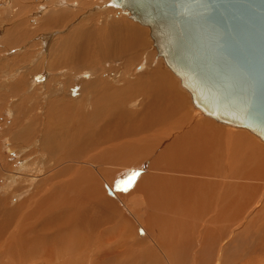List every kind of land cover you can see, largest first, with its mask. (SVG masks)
<instances>
[{
    "label": "bare ground",
    "instance_id": "6f19581e",
    "mask_svg": "<svg viewBox=\"0 0 264 264\" xmlns=\"http://www.w3.org/2000/svg\"><path fill=\"white\" fill-rule=\"evenodd\" d=\"M39 1L42 2V0ZM61 1L64 3L63 0ZM89 1L92 2V0ZM110 1L111 0L106 2L107 6L120 9L125 15L131 18V20L149 28L151 31V36L154 39L153 46L156 52L154 54L153 49H149L145 51V53L150 59L152 54L155 57L157 56V58L149 62L150 70L147 69L148 73L146 75L149 77L146 80L143 79V75L141 76L138 74L135 80L131 79L125 81L123 79H125V76L128 75L127 73L121 75L120 79L118 80L115 79L116 74H112V76H108L106 79H104L102 78L104 77L103 75L102 77L100 76V68L97 69L96 67V69H92L94 66L92 63L94 61L90 63L92 66L89 65L88 62V65L91 67L90 69H92V72H94L92 77L90 74H88L90 69H87V71L84 70V68L88 66L85 64L86 57L83 54L88 51L87 47L89 46H83V50L80 52L81 48H76L79 44L76 39L79 36L77 35L78 37H76V39L72 38L76 33L75 32L73 35H70L72 36V39H70V37L66 38L65 34L63 35L66 38V41L62 43L63 46L61 45L62 47L60 50H65L63 53H61L65 59L64 62L62 59L63 64H61L64 66L63 68L66 67V70L65 73L62 72L61 74L63 77H66V79L63 81V84L59 83V88H55L53 91L45 94L41 90V87H43L42 85L39 86L35 81H31L29 79L31 71L30 74H26V68L24 69L25 71L21 73H19L20 69L17 71L19 75L22 74V77L17 78V82L15 81L16 83L11 84L13 86L10 87L12 90L10 94H13L12 96H18L17 106L19 109H21L18 110V112L21 113V118H23L24 121H30L22 123L21 130L19 129L16 133L14 132V134H12L9 130L11 133L9 138L11 146L18 148L26 143L29 144L30 138L35 134L36 136L38 135L36 133L38 129H36L37 126L35 125L36 122H34L35 119L32 121L31 118L34 115H37L35 111L39 109V107H48L47 112L51 114V116L54 115V117L60 120V122L62 121V123L59 124L58 121L55 122L53 120L54 118H52L54 123L49 130L50 132L47 133L44 139L41 138L43 140L40 143V149H38L39 155L36 154L37 157L34 158L35 160L31 163L23 160L20 169L11 170L13 174L8 175V187H5L2 190L3 196H0V264H29L30 262L38 264L41 262V260H43L45 264H79L84 260L83 257L85 255H88V259L93 261V264H152L159 260V258H157L158 254H156L157 252L155 251L153 245H124L126 249L122 253L123 255H117L116 252L112 253L105 247V244H107L106 242H110V240H108V225L111 224V216H109L107 213L108 210H110V206L113 204L114 199L108 196V193L105 192L106 190H104V182H99L100 189H96L95 186L99 176H105L106 179H115V177L110 172H101L100 168H98V170L95 172L93 169L91 171L89 167H83L81 165L75 166V162L98 163L106 166V168H108L107 166L110 165L123 167L135 164L142 165L151 162L156 170H162L161 164L171 165L175 162H178V160H182L187 164L196 166L201 170L204 169V172L201 174V178L203 180H211L210 176L217 175L220 178L213 182L219 184L230 181L241 182L242 179L235 176L238 170L242 175H245L252 172L259 165H264V158L260 152L262 151L264 154V146L261 145L260 150H258L257 148L260 144H258L259 142L257 143L253 138H248L246 136L245 140L237 139L239 136H236L237 133L234 132L235 135L230 136V139L227 141L221 139V142H215L210 138L205 140L203 139L205 137L204 130L206 128H208L206 130L207 135H210L214 128H218L217 126H211V122L208 119H204V115H207L208 117H211L222 124H230L224 123L218 120L216 117L207 114L195 102L192 89L183 83L182 76L178 75L167 64L164 56L159 54V50L155 42V36L152 34V27L148 24H143L138 20H135L130 9L113 6L110 4ZM22 2L23 0H5L4 3L6 4L5 7L7 8V13L9 14V12L12 11L13 4L18 5ZM28 4L30 5V2ZM23 5L24 4H22V6ZM78 5L79 3L77 6ZM38 6L40 8V5ZM49 7L52 9L55 8L51 7V4ZM81 8L82 7H79V9ZM55 9L52 11L56 14ZM84 9L85 7L83 10ZM49 12L50 13L48 17L46 18L48 20L47 23L45 22L46 24L42 25L44 26V29H52V26L58 22L56 20V22L52 20L55 19L54 17L48 19L51 14H54L51 12V10ZM76 12L73 14H80L79 10L77 13ZM64 13L66 14V11H64ZM65 14L61 15L66 21V16L68 14ZM61 15L59 17H61ZM69 15H71V13ZM111 15L112 13L110 14V17ZM82 21L84 22V20ZM67 22H65V24ZM125 24L121 23V26H119L121 27V31H123L121 34L117 33L119 31L117 28H115L117 26L110 25L112 26V32L114 33L109 32L108 38L104 39H99V36L97 38L95 33L92 31H81L79 32L80 40L86 39V41L89 40L91 42L94 37L98 39L96 42L97 46L91 47L90 51L93 52V54H91L93 59L95 58L94 53L96 52L97 54L104 56V59L107 58V61L104 62L108 63V60H110L107 65H112L113 63L119 61L116 59L127 58L128 62H134V60H139L142 55L141 52L139 53V50L144 47L142 49L143 51L146 46H148L147 35L145 30L140 29L137 26ZM68 25L69 23L64 26ZM80 25L78 28L82 27ZM16 27L18 26L16 25ZM87 27L86 29H88ZM40 29L41 28H39V30ZM109 29L110 28L108 27V30ZM36 30H38V28ZM32 34L33 33H30V35L34 37L35 34H33L34 36ZM121 37L123 41H120L119 43V39ZM18 40L20 42L21 37ZM102 40H107V42L102 45ZM19 42H15V44H18ZM64 45H66L65 49L63 48ZM101 45L103 46V49L101 48ZM105 46H110L109 50H106L107 48H105ZM25 54H27V52ZM122 56L123 58H120ZM58 59L57 61H59ZM102 60L103 59H101V61ZM96 62L99 61L97 60ZM59 63H52L47 69L50 67H56L60 69L62 65ZM24 66L25 65H23V67ZM36 72L38 74V70ZM53 74H55V72ZM141 74H143V72ZM77 75L79 78L87 75V78L91 77V79L86 81L82 80L81 82L76 83V80L78 79ZM34 79H36L37 82H41L39 75ZM49 80L53 81L54 75ZM75 84H80L81 87L79 90L81 92L82 89L83 94L82 95L80 92H78V94L80 93L81 95V98L78 100H76V98L79 95L73 96L75 90V86L73 85ZM47 85L48 82L46 83V86ZM113 85L120 86V88L116 89L113 87ZM179 86L187 91L188 94H190L191 101L192 104H194L195 109L193 106L191 107L193 111L198 110V112H200V114H198V116H200L199 122L206 125V127H203V125L197 122V125L200 124L202 126V128L199 130L200 133L196 134L195 136L193 135V137L190 138L191 134H187L185 126H182L183 128L180 127V129L188 135L187 138L189 139L177 138L175 140V134L178 132L176 130L177 128L175 127L176 124L184 125L187 123L186 115H184L182 112L185 111V108H188L186 107V104L188 105V99L187 97H184L187 93L182 95L183 92L180 90ZM72 87L74 88L72 89ZM46 88L47 87H44V89ZM176 88L179 89V92L176 90ZM61 89H63L62 92ZM202 90L208 95L204 89ZM67 93H70L71 96H67ZM203 98H205V100H212L210 95L203 96ZM3 99L7 100L8 98L3 96ZM133 101H138L137 107L134 105ZM4 104L5 102L2 103L3 106H5ZM68 104H70L71 108L64 107ZM129 105H133V107L136 109H130L128 107ZM40 111L42 112V110ZM29 114H31L32 117L29 116ZM38 114L40 115V113ZM40 116H42V114ZM44 116L45 115H43V117ZM49 119L50 116L48 120ZM238 132L240 133V131ZM185 133L184 135H186ZM170 135L174 136V138L171 139ZM200 135H202V137ZM254 135L257 134L254 133ZM42 136L44 137V133ZM258 137L264 141L260 136ZM32 139L34 140L33 137ZM33 140L32 142L34 143ZM35 145L36 144H34V146ZM200 146H206L209 148L204 149ZM26 147L27 146H25V148ZM215 147H218V149L215 150ZM227 150L230 156L223 162L222 155L225 154ZM253 150H255V152H257L259 155V157H256L254 165L249 167L242 164V159H245ZM62 153L67 159H72L71 164L73 165L68 163L62 168H59L57 163L56 165H54L55 163L52 164L55 158L62 156ZM46 156H48V159L51 160L48 161H50V165H52V172L51 175L41 178V176L45 175V170L50 166L46 163L48 161L42 160L44 157L46 159ZM38 157H40L39 159L41 160H39ZM222 166H230L232 170L221 171L219 168ZM215 167H217V169H214ZM48 170H50V168ZM176 172L182 173L180 176L185 173L183 171ZM146 177L150 179L152 183L156 180V177ZM164 178L165 177H160V180ZM140 180H142V178ZM153 186L154 185H151L149 187ZM142 192H144L147 197V191L142 189ZM17 197H19L17 199V203L13 206V200ZM148 200L152 210H155L157 205L154 206L153 197L148 198ZM158 207L164 211H167L166 214L169 216L174 215L173 212L168 211L165 205L160 204ZM113 209H118L115 201L113 204ZM164 211H162V213ZM155 215H157V213L154 212L146 214L145 216L147 217H145L146 220H144V222L154 226L153 216ZM254 224L256 225V223ZM261 253L264 255V249ZM121 257L125 258L124 263L113 262V260L117 261V258ZM155 264H157V262Z\"/></svg>",
    "mask_w": 264,
    "mask_h": 264
},
{
    "label": "rangeland",
    "instance_id": "374dc122",
    "mask_svg": "<svg viewBox=\"0 0 264 264\" xmlns=\"http://www.w3.org/2000/svg\"><path fill=\"white\" fill-rule=\"evenodd\" d=\"M27 1H29V0H27ZM32 1L34 2L36 0H30V2H32ZM37 1H39V0H37ZM69 1H70V3H69ZM108 1L109 0H94V1L92 0V2H91L89 0H82V1L79 0V2H78V0H68V1L63 0L64 3H62L61 0H52V2L54 4L52 2L50 4H51V6L53 5L55 7L60 6L61 10H65L66 14H68L66 16V18L67 19H73V22L78 24V25H74L70 28H67V31L71 29V31H73V33H75V32L77 33V30L79 32L80 29L78 27L74 29V27L79 26V24H84V22H85L84 25L86 27L87 26H88V28L91 27V29H86V30H93V28L94 29H102V26L106 27L107 25H114V26H117L115 28H117L119 31H121V27H119V26H121V23L125 24L126 20L127 21H126L125 25L137 26L140 29L145 30L146 35H147L148 46H146V48L143 51H142V49L144 47L139 50V53L141 52L143 55V59H142V55H141L140 59L134 60V62L133 61L128 62L127 58L116 59L119 61L113 63L112 65H107L108 63L103 62L104 65L105 64L107 65V67H106V65L104 66L103 63L101 64L103 67L101 68L102 71L100 70L102 72L100 74V76L102 77V75H103L104 77H102V78L106 79L108 76H112V74H116L115 79L118 80V79H120L121 75L127 73L128 75L125 76V79H123V80L127 81V80H131V79L135 80L137 78L136 76L138 74H140L141 76L143 75V79L146 80L149 77V76H146L148 73V70H150L149 62L151 60H155L157 58V56L155 57L152 54V57L150 59L147 56V54L145 53V51H147L149 49H153L154 54L156 52V50L153 46L154 39L151 36V31L149 30V28L147 26L141 25L140 23L138 24V22L131 20V18H129L127 15H125L120 9H115L113 7L107 6L106 2H108ZM4 2H5V0H0V18L2 17V19H0L1 21H4L3 20L5 18L4 16L8 14L7 11L5 10L7 8L5 7L6 4ZM41 3H39L40 8L37 11H35V13L31 12V13L27 14V15H29L27 17H26V15H20L19 20H22V19H25V20L30 19L31 20L30 17H34V16H37L38 14H40L42 9L45 7V6L42 7ZM78 3H79V5L77 6ZM79 7H82V8L79 9ZM84 7H85V9L83 10ZM76 10H77V12L79 10V13H80L79 15L73 14L76 12ZM69 12L71 13V15H69L70 14ZM111 13H112V15H111L112 18L110 17ZM105 15H106V17H105ZM82 20H84V22ZM87 20L90 21L91 23H89ZM26 24H27V27H26L27 29L32 28L33 26L36 25V21H34V20H32L31 22L27 21ZM89 25H91V26H89ZM28 38H29L30 43L27 45L25 44L24 48L19 49V50L18 49L5 50L4 43H3V41L0 40V96H1L0 97V191H1L0 196L1 195L3 196L2 190L5 187H8V185H7L8 181H9L8 175L13 174V172L11 170L20 169L21 163L23 160L27 161L28 163H31L32 161H34L35 160L34 158L37 157L36 154L39 155L38 149H40V146H41L40 143L45 138L47 133L50 132L49 130H50L52 124L54 123V121L55 122L58 121L59 124L62 123V121L60 122V120H58L56 117H54V115L51 116V114H49L47 112L48 107H45V108L39 107V109H37L35 111V113H37V115H34L32 117V115L29 114V116L32 117L31 118L32 121L35 119L34 122H36L35 125L37 126V128L36 127L35 128L38 129L36 131V133L38 135L36 136V134H35L34 136H32L34 138V140L31 137L29 140V142H30L29 144L26 143L23 146H20L23 149L20 147L16 148V147L11 146L10 139H9L10 134L11 133L14 134V132L16 133L19 129L21 130V124L22 123H26V122L30 121V120L24 121V119L21 118V113L18 112V110H21V109H19L17 106V101H18L17 97L18 96L16 97V96H12L13 94H10L12 91L10 89V87L13 86L11 84L16 83L17 82L16 79L22 77V74L19 75L17 72V71H19V69H20L19 73H21L24 70L23 68L21 70V68L19 67L20 66L19 64L21 62L22 63L26 62L25 57L24 58H17V55H18L17 53L20 54V52L25 50L26 46L31 47V44L34 42H35L36 46L33 49H35L36 52L38 50H42V51L45 50L44 54L47 53V51H46L47 49H45V44H43L42 42H40V43L37 42V41H39L37 39L38 37H36V39H33L31 37V35H29V33H28L25 35V38H23V40H26ZM32 40H33V42H32ZM34 40H37V41H34ZM158 56H160V55H158ZM18 60H21V61H18ZM53 61H54V59L51 58L50 62L52 63ZM143 61H145V62H143ZM112 69H113V71H112ZM43 70H45V69H42V71ZM106 70H107V72H106ZM42 71L40 73H38L39 77L41 78V82H37L36 79H34L36 77V75L34 77H32L30 80L35 81L37 83V85H39V86L42 85L43 87H41L42 88L41 90L45 94L46 93L48 94L50 91H53L55 88H59L60 87L59 83L63 84V81L66 79V77L62 76V74L56 75L57 72H55V74H53L54 73L53 72V73H50L51 75H49L48 79L45 80L46 79V73H44ZM103 72H105V73H103ZM142 72H143V74H141ZM63 73H65V72H63ZM14 74H16V75H14ZM53 75H54V80L53 81L49 80ZM77 78L78 79L76 80L77 81L76 83L81 82L82 80L83 81L86 80V79H84L85 77L79 78L78 75H77ZM10 79H12V80H10ZM18 81H21V80H18ZM44 81H46V83L48 82L47 86H46V83H44ZM179 81H180V79H179ZM73 86H75L73 96L79 95L76 98V100H78L81 98L80 93L82 94V89H81V92L79 90L81 86H80V84H75ZM44 87H47V88L44 89ZM113 87L116 89L120 88V86H116V85H113ZM73 88L74 87H72V89ZM179 88L183 92L182 95H185L187 93L184 97H187V99H188V105L186 104V107H188V108H185V111H182V112L184 115H186V118H187L186 122L188 124L187 123L184 125L176 124L175 127L177 128L176 130L178 132L176 133L177 135L175 134V137H176L175 140L177 138L178 139H180V138L189 139V138H187L188 133L191 134L190 135L191 137L190 136L189 137L192 138L193 135L195 136L196 134L200 133L199 130L202 128L201 125H203V127H206V125L199 122L200 116H198V114H200V112H198V110L193 111V109L191 107V106H193V108L195 109L194 104H192L190 94H188V92L185 91L184 89H182L180 86H179ZM176 90L179 92L178 88H176ZM62 91H63V89H61V92ZM78 92H80V93L78 94ZM3 96H5L8 99L7 100L3 99ZM67 96H71V94L67 93ZM69 101H71V100H69ZM4 102H5V104H4L5 106L2 105V103H4ZM133 103L136 107L138 106L137 105L138 101H133ZM64 107L68 108V107H70V104H68ZM83 107H85V106H83ZM128 107L130 109L134 108L133 105H129ZM134 109H136V108H134ZM40 110H42V112ZM189 111H190V113H189ZM38 113H40V115L42 114V116H40ZM43 115H45V116L43 117ZM188 115H189V117H188ZM49 116H50L51 120L50 119L48 120ZM204 116H205L204 119H208L211 122L210 123L211 126H217L219 128V129L214 128V130L212 131V133L210 135L206 134V130L208 129V128H206L204 130V136H205L203 138L204 140L210 138L215 142H221V139H223L224 141H227L230 139L229 138L230 136L235 135V133H237L236 136H239V137H237V139L245 140L246 136H247L248 138H253L257 143L259 142L258 144H260V145H258V148H257L258 150H260L261 145L264 146V141H262L257 135H254V133H252L250 130H248L246 128H237V127H233L230 125L222 124V123L218 122L217 120H215L211 117H208L207 115H204ZM52 118H54L53 119L54 121L52 120ZM39 121H40V123H39ZM197 122L200 123L201 125L200 124L197 125ZM221 125H222V127H221ZM11 126H13V127H11ZM182 126H185V128L187 130V131L186 130L185 131L187 134L180 129V127L183 128ZM9 130L11 131V133ZM236 130L240 131V133ZM190 131H191V133H190ZM244 131L248 132V133H245ZM43 133H44V137L42 136ZM184 133L186 135H184ZM40 134L42 137L40 136ZM240 135H241V137H240ZM35 136H36V140H35ZM200 136L202 137V135H200ZM254 137H256V138H254ZM41 138H43V139H41ZM170 138L173 139L174 136L170 135ZM32 140L34 141V143L32 142ZM34 144H36V145L34 146ZM25 146H27V147L25 148ZM33 147H34V149H33ZM214 149L217 150L218 147H215ZM260 152L264 158L263 152L262 151H260ZM229 156H230V154L227 150V152L222 155V161L224 162ZM46 157H47L46 159L44 157V159H42V160H46V161L50 160V159H48V156H46ZM256 157H259V155L257 154V152H255V150H253L245 159H242V164L251 167L254 165ZM39 158L40 157H38V159ZM39 160H41V159H39ZM50 161L46 162L47 165L51 164ZM55 161H57V162H55ZM58 161H60V162H58ZM62 162H64V163H62ZM71 162H72V159H67L62 153V156L55 158L53 160L52 164L55 163L54 165H56V163H57L58 167L62 168L63 166H65L68 163H70V165H73V164H71ZM178 164H180V162H175L171 165H178ZM74 165L75 166L81 165L83 167H89L91 169V171L93 169V171H95V172L98 170V168H100L101 172H103V171H106L108 173L110 172L115 177V179H106L105 176H99L98 180L96 181V186H95L97 189L100 186L99 182H104V186H105L104 190H106L105 192L108 193V196H110L114 199L113 204L115 201V203L118 206V209H113V204H112L110 206V210H108V213H107L109 216H111V224L108 225V237H109V239L107 238L108 240H110V242H106L107 244H105V247L108 250H110L112 253L116 252L117 255L118 254L123 255L122 253L126 249V247L124 245H153L155 251L157 252L156 254H158L157 258H159L158 261H155V263L157 262V264H264V255L261 253L262 250L264 249V165H259L252 172L247 173L245 175H242L239 172V170L237 171V174L235 176L242 179V181L240 182L242 184V187H241L240 191H237L238 195L234 194V195L230 196V199H233V197H235V199L237 200V203L232 205V210L226 219L224 218V216L222 214V218L224 220L223 223L219 222L215 227H212L210 229H206V227H205V226H207V218L206 217H205L206 219L196 218V220H195L194 218H191L189 216L179 214V212H177V211L174 213V215L169 216L168 214H166L167 211L162 210L158 206L155 207V210H152L148 198L146 197L145 193L142 192V189L146 190L151 185H154L153 187H155V189L158 190L159 192L161 190V186H162V189H163V187H173V183H168V184L163 185L160 181H158L159 177L177 178L178 175H180L182 173H178V172L172 171V170H156L154 165L151 162H148V163H145L142 165H136L135 164L136 166L135 165H129V166H123V167L110 165V166H107L108 168H106V166L98 164V163L75 162ZM171 165L161 164L162 167H168ZM50 166H49L50 170H48L49 168H47L45 170L46 171L45 175L41 176V178H45V176L51 175L52 165H50ZM214 169H217V167H215ZM219 169L221 171H231L232 170V168L230 166L229 167L222 166ZM8 170H10V171H8ZM188 173L189 172H186L184 174L188 175ZM133 174H135V175H133ZM146 176L156 177V180L152 183L151 180L148 179ZM141 178H142V180H140ZM210 178H211V181H215L216 179H218L220 177H218L217 175H212V176H210ZM232 182H234V181H232ZM185 184L188 185V183H185ZM212 186H214V188ZM219 186H221V193L220 194L223 195L222 192H223L225 183L222 186V185H218L215 182H211L209 184V187H207V186L206 187H207L208 192L210 194V192L213 193V190H215ZM239 195L244 197L245 202H244V200L239 202V200L237 198V196H239ZM182 196H183V194H182ZM18 198L19 197H17L16 199L13 200V206L17 203ZM103 199H104V197H103ZM227 199H229V195H227L222 201H226ZM158 200H159V197H158ZM220 205H217V206H220ZM140 210H142V211H140ZM162 211H164L163 212L164 214L162 213ZM151 212L157 213L158 216H160V218H158L156 220V223H155V221H153L154 227L152 225L144 222V220H146L145 217H147L145 215L148 213H151ZM180 217H182L181 219L183 221L187 222V225L185 228H181L182 224L179 222ZM171 218L175 219V220H172ZM177 218H178V222L176 221ZM237 220H238V222H237ZM194 221H196V223H197V224H195V227L190 226V225H193ZM233 222H237V223H233ZM226 223H230L229 227H231V229H232L231 232H229L228 229H226V227L224 226V224H226ZM232 223H233V225H232ZM254 223H256V225ZM208 225H210L209 222H208ZM208 230H210V231H208ZM211 230H214V231H211ZM226 231L228 232L227 235L221 237L220 235H223V233H225ZM212 238H216L215 241H212ZM83 258H84V260L81 261L79 264H93V261L88 259V255H85ZM113 262L124 263L125 258L124 257L117 258V261L113 260ZM155 263H152V264H155ZM29 264H37V263L30 262ZM38 264H45V263L43 260H41V262Z\"/></svg>",
    "mask_w": 264,
    "mask_h": 264
},
{
    "label": "water",
    "instance_id": "95a60500",
    "mask_svg": "<svg viewBox=\"0 0 264 264\" xmlns=\"http://www.w3.org/2000/svg\"><path fill=\"white\" fill-rule=\"evenodd\" d=\"M110 4L130 9L135 20L152 27L159 54L207 114L264 140V0Z\"/></svg>",
    "mask_w": 264,
    "mask_h": 264
},
{
    "label": "crops",
    "instance_id": "0c3cea01",
    "mask_svg": "<svg viewBox=\"0 0 264 264\" xmlns=\"http://www.w3.org/2000/svg\"><path fill=\"white\" fill-rule=\"evenodd\" d=\"M30 1H25V0H23V2L21 3V4H13V9H12V13L11 12H9V14H7V15H5L4 17V21H1L0 20V40H2L3 41V43L5 44L4 45V48H5V50H13V49H23L24 48V45L26 44H29L30 43V41H29V38L28 39H26V40H23V38H25L24 36H25V34H27V33H29V35H30V33H33V34H35V36L34 37H32L33 39H36V37H38L37 39L39 40V41H37V40H34V41H37L38 43H40V42H42L43 44H45V49H47L46 51H47V53L46 54H44V51H42V50H38L37 52L35 51V49H33V48H35V42L34 43H32L31 44V47H27L26 46V48H25V50H23L22 52H20V54L19 53H17L18 55L17 56H19L20 58H22V56H23V58L24 57H26V62H24V63H20L19 65V67L20 68H22L23 67V65H25L24 67H23V69H25L26 68V71L25 70H23V71H25L26 72V74H30V71H31V75H30V78L29 79H31L32 77H34L35 75L36 76H38V74H37V70H38V73H40L41 71H42V69H45V70H43L42 72H44V73H46V79L45 80H47L48 79V77H49V75H51L50 73H53V72H57V74L56 75H58V74H61L62 72H65V68H63L64 66L62 65L63 64V62H64V57L62 56V54L61 53H63L65 50H60V48L63 46V44L62 43H64L65 41H66V38H69L70 37V39H72V38H74V39H76V37H78L76 40H77V42L79 43H77L78 44V46L76 47L77 49L78 48H81L80 49V52L83 50V46H89V47H87V52L89 53H85V54H83L86 58H85V64L88 66V67H85L84 68V70H86L87 71V69L89 70L91 67L89 66V65H91L92 66V64L94 65L93 67H92V69L94 68V69H96V67H97V69H101L103 66H101V64L104 62V61H107V58L106 59H104L103 57L104 56H102V55H99V54H97L96 52L94 53V59H93V56H92V54H93V52L92 51H90L91 50V47L92 46H97L96 45V42L98 41V39H96L95 37H94V39L90 42L89 40L88 41H86V39L85 40H80V33L79 32H81V31H86V32H89V31H92L93 33H95V36H97V38H98V36H99V39H104V38H108V35H109V32L110 33H114V32H112V26H110V25H107L106 27H104V26H102V29L100 30V29H93V30H86V26L84 25V24H79L80 26H82V27H79L80 28V31L79 32H77V33H73L71 30H68L67 31V28H70V27H72L73 26V19H66V21L64 20L65 18H63L62 17V15H64L65 13H64V11L65 10H61V7L60 6H57V7H55V6H51V7H55V8H57V9H55V11H56V14L52 11V10H54V9H52V8H50L49 6H50V2H52V0H50V1H45V0H42V4H41V6H45L43 9H42V11H41V13L39 14V15H37V16H34V17H30L31 18V20L30 19H22V20H19V16L20 15H26V17L27 16H29V15H27V14H29V13H31V12H33V13H35V11H37L38 9H39V3L41 2V1H34V2H30V5L28 4ZM44 2H47V3H44ZM22 4H24L23 6H22ZM29 7H28V6ZM20 6V7H19ZM48 6V7H47ZM19 7V8H18ZM35 9V10H34ZM51 10V12L52 13H54V14H51L50 16H49V18L48 19H50V18H52V17H54L55 19H52L53 21H58L57 23L59 24V26L58 27H60V28H58L57 27V23H55L53 26H52V29H44V26H42L43 24L45 25L46 23H47V17H48V15H49V11ZM6 10V9H5ZM49 10V11H48ZM58 10V11H57ZM60 11H62V12H60ZM23 13V14H22ZM59 13V14H58ZM62 14V15H61ZM9 15V16H8ZM61 15V17H59ZM61 18H63V19H60ZM0 19H2V17L0 18ZM32 20H35L36 21V25L35 26H33L34 27V29H33V27L32 28H26L27 27V21H29V22H31ZM46 20V21H45ZM59 20H60V22H59ZM67 20H68V22H67ZM10 21V22H9ZM55 21V22H56ZM67 22V23H69V25L68 26H64V25H67V23L65 24V22ZM46 22V23H45ZM62 22V23H61ZM88 22H90V21H88ZM72 23V24H71ZM91 23V22H90ZM15 24V25H14ZM62 24V25H61ZM76 23H74V25H75ZM8 25V26H7ZM11 25H13V26H11ZM16 25L18 26V27H16ZM76 25H78V24H76ZM11 26V27H10ZM42 26V27H41ZM55 26V27H54ZM64 26V27H63ZM9 27V28H8ZM76 27H78V26H75L74 28H76ZM104 27V28H103ZM108 27L110 28L109 30H108ZM38 28V30H36ZM39 28H41L40 30H42V29H44V30H42V31H40L39 30ZM66 28V29H65ZM88 28V27H87ZM4 29V30H3ZM15 29V30H14ZM63 29H65V30H63ZM88 29H91V28H88ZM33 32H32V31ZM36 30V31H35ZM95 30H97V32L95 31ZM19 31H21L22 32V34H21V32H19ZM67 31V32H66ZM7 32H9V33H7ZM14 32V33H13ZM19 32V33H18ZM61 34H60V33ZM72 32V33H71ZM121 32H123V31H118L117 33H119V34H121ZM12 33V34H11ZM16 33H17V35H16ZM60 35H59V34ZM6 34H7V36H8V38H7V36H6ZM20 34H21V36H20ZM57 34V35H56ZM65 34V37L63 36ZM68 34V35H67ZM74 34V35H73ZM89 34V33H88ZM99 34V35H98ZM10 35V36H9ZM11 35H12V37H11ZM70 35H73V37L72 36H70ZM78 35V36H77ZM5 36H6V38L8 39H6L5 38ZM21 37V40H20V42H19V40L18 39H20V37ZM60 36H61V38H63V39H61L60 38ZM63 36V37H62ZM119 36V35H118ZM14 37V38H13ZM56 37V38H55ZM72 37V38H71ZM16 38V39H15ZM60 39V42H59V39ZM11 39V40H10ZM46 39V40H45ZM5 40V41H4ZM6 40H7V42H6ZM83 41H84V43H83ZM120 41H123L122 40V37L119 39V43H120ZM15 42H19L18 44L16 43L15 44ZM32 42H33V40H32ZM107 42V40H102L101 41V44L102 45H104L105 43ZM10 43V44H9ZM53 43V44H52ZM83 43V44H82ZM9 44V45H8ZM48 44H49V46H48ZM52 44V45H51ZM91 44V45H90ZM58 45V46H57ZM59 45H60V47H59ZM62 45V46H61ZM101 45V48L103 49V46ZM113 45V44H112ZM11 46H13V47H11ZM57 46V47H56ZM8 47V48H7ZM11 47V48H10ZM48 47V48H47ZM65 47H66V45H64V49H65ZM7 48V49H6ZM90 48V49H89ZM105 48H107L106 50H109V48H110V46H105ZM30 49V50H29ZM50 49V50H49ZM56 49V50H55ZM76 49V50H77ZM17 50V51H18ZM27 50V51H26ZM90 51V52H89ZM27 52V54H25ZM30 52H33V53H30ZM56 52H58V53H56ZM79 52V53H80ZM24 53V54H23ZM40 53V54H39ZM92 53V54H91ZM23 54V55H22ZM57 54V55H56ZM26 55V56H25ZM39 55V56H38ZM60 57H59V56ZM36 56V57H35ZM92 56V57H91ZM100 56V57H99ZM101 56H102V58H101ZM18 57V58H19ZM38 57V58H37ZM62 57V58H61ZM100 59H99V58ZM51 58H53L54 59V62H52V63H59L60 65H62V67L60 68V69H58V68H56V67H50L49 69H47L48 68V66H49V64H52L51 62H50V60H51ZM59 58V59H58ZM61 58V59H60ZM93 60H92V59ZM120 58H123V56L122 57H120ZM57 59L59 60V61H57ZM62 59H63V62H62ZM91 59V60H90ZM99 61V62H96L97 60ZM101 59H103L102 61H101ZM32 60V61H31ZM36 60V61H35ZM111 60H114V59H111ZM94 61V62H93ZM32 62V63H31ZM38 62V63H37ZM88 62H89V65H88ZM93 62V63H92ZM96 62V63H95ZM110 62V60H108V63ZM41 63V64H40ZM42 63H44V64H42ZM62 63V64H61ZM90 63H92V64H90ZM101 63V64H100ZM106 63V62H105ZM11 64V63H10ZM97 64V65H96ZM22 66V67H21ZM29 66V67H28ZM43 67V68H42ZM31 68V69H30ZM40 68H41V70H40ZM55 68V69H54ZM29 69V70H28ZM54 69V70H53ZM92 69H90V71L88 72V74H90L91 76H92V74H94V72H92ZM35 70V71H34ZM40 70V71H39ZM52 70V71H51ZM63 70V71H62ZM84 70H83V72H84ZM22 71V72H23ZM100 71V70H99ZM28 72V73H27ZM101 72V71H100ZM102 73V72H101ZM83 77H86V78H84V79H86V80H90L91 79V77L90 78H88L87 79V75H84ZM82 77V78H83ZM28 79V80H29ZM86 80H84V81H86ZM44 83H46V81H44ZM200 147H202V148H204V149H208L209 147H206V146H200ZM207 152H208V150H207ZM177 160H178V158H177ZM178 162H180V164H178V165H171V166H168V167H162L161 166V169L162 170H172V171H183V172H189L188 173V175H185L184 173H183V175H178V177L177 178H173V177H168V178H164V179H161L160 180V177H159V180L158 181H160L163 185H165V184H168V183H173V187H163V189H162V186H161V190H160V192L158 191V190H156L155 189V187H148L145 191H147V197L148 198H150V197H153V200H154V202H153V204H154V206L155 205H157V206H159L160 204H163V205H165L166 207H167V209H168V211L170 212H173V213H175L176 211L177 212H179V214H182V215H185V216H189V217H191V218H194L195 220H196V218H199V219H206L207 218V226H205L206 227V229H210V228H212V227H215L219 222L220 223H223L224 222V220H223V218H222V214H223V216H224V218L226 219L227 218V216L229 215V213L231 212V210H232V205H234L235 203H237V200L235 199V197H233V199H230V196L231 195H234V194H236V195H238V192L237 191H240V189H241V187H242V184L240 183V182H232V181H230V182H225V186H224V189H223V192H222V194L223 195H221L220 193H221V186H219V187H217L215 190H213V193L212 192H210V194H209V192H208V189H207V187H209V184L211 183V182H213V181H211L210 179L209 180H203L202 178H201V174L204 172V169H199V168H197L196 166H192V165H189V164H187L186 162H184V161H179L178 160ZM205 170H208V169H205ZM192 174V175H191ZM161 176V175H160ZM241 177V176H240ZM185 183H188V185H186ZM216 183V182H215ZM160 184V183H159ZM218 185H224V183H222V184H219V183H217ZM197 186V187H196ZM207 186V187H206ZM213 188H214V186H212ZM212 188V189H213ZM182 194H183V196H182ZM227 195H229V199H227L226 201H222ZM158 197H159V200H158ZM223 197V198H222ZM237 198H238V200H239V202L240 201H242V200H244V197L243 196H241V195H239V196H237ZM244 202H245V200H244ZM222 203V204H221ZM221 204V205H220ZM217 205H220V206H217ZM223 205V206H222ZM207 214V215H206ZM154 217V221H155V223H156V220L158 219V218H160V216H158V214L157 215H155V216H153ZM206 217V218H205ZM182 217H180L179 218V222L182 224V227L181 228H185L186 227V225H187V222L186 221H183L182 219H181ZM176 221L178 222V218L176 219ZM208 222L210 223V225H208ZM237 222H238V220H237ZM237 222H233V223H237ZM191 223V222H190ZM233 223H232V225H233ZM195 224H197L196 223V221H194L193 222V225H190V226H194L195 227ZM229 224L230 223H226V224H224V226L226 227V229H228V231L229 232H231L232 231V229H231V227H229ZM154 227V226H153ZM219 230V229H218ZM208 231H210V230H208ZM211 231H214V230H211ZM227 231L225 232V233H223V235H220L221 237L222 236H225V235H227ZM215 239L216 238H212V241H215Z\"/></svg>",
    "mask_w": 264,
    "mask_h": 264
},
{
    "label": "snow or ice",
    "instance_id": "6c2138e0",
    "mask_svg": "<svg viewBox=\"0 0 264 264\" xmlns=\"http://www.w3.org/2000/svg\"><path fill=\"white\" fill-rule=\"evenodd\" d=\"M133 175H135V174H133Z\"/></svg>",
    "mask_w": 264,
    "mask_h": 264
}]
</instances>
